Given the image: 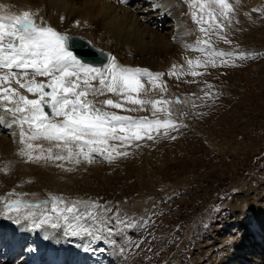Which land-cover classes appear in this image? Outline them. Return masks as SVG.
<instances>
[{"label":"rangeland","instance_id":"rangeland-1","mask_svg":"<svg viewBox=\"0 0 264 264\" xmlns=\"http://www.w3.org/2000/svg\"><path fill=\"white\" fill-rule=\"evenodd\" d=\"M228 2L233 8L229 13L231 24L224 22L225 30L220 35H226L230 43L219 38L216 34L218 29L207 37L200 33V26L193 22L191 15L196 10L192 6L194 0L184 2L186 6L182 0H179L177 9L188 37L185 47L187 58H183L185 62L208 59L207 51L197 50V41L201 39L210 40L211 46L216 51L231 54L223 58L216 57L215 66L201 64L193 69L196 72L202 71L208 77L213 89L212 97L220 101V107L214 110L208 103L202 108L204 97L202 102L195 103L197 92L205 95L210 86L209 80L195 85L188 64L187 69L176 71L177 66L171 62L169 68L158 71L164 73L162 80L166 91L162 92L159 87L152 90L150 85L142 81L149 91L147 96L142 95L141 98L173 102L157 107L171 111V118L178 125L177 130L166 132L161 128L158 132L152 133L154 139L145 137L134 141L130 146L120 147L119 151H126L128 154L116 156L111 162L95 155L90 163L83 156L79 158L78 164H72L71 162L74 161L67 160L50 163L51 168L61 170L59 171L61 176H67L63 181L64 184L68 180H75L77 184L73 187L68 184L70 188L66 186L55 194L51 190L45 191L46 196L43 199L35 198L36 208L46 206L37 213L38 217L41 215L39 220L47 216L50 210L48 206L51 207L50 199L59 197L69 206L75 203L81 213L85 211V205L88 206V211H93L91 208L93 203L99 205V209L95 211L99 220L103 222L102 226L108 225L115 229L116 237L114 234L108 235L106 231L100 233L97 227H93L91 229L93 235L101 236V244L96 247L92 243L95 238L93 235L83 236L88 237L90 243H87L90 254L86 256L85 264L97 263V257L91 252L104 249L102 243L108 246L113 244L116 257L125 264H198L202 261L218 264L223 259V249L229 245V241L231 243L228 237L237 238V235L232 234V230L237 231L236 224H231L236 215L234 200H237L238 196L256 197L257 194H262L264 205V0H228ZM218 19L222 20L221 17ZM204 26L208 27L207 24ZM54 29L62 34L78 35L70 27L55 24ZM163 29L164 25L160 31L162 32ZM168 29L167 34H170L172 29ZM79 36L97 46L81 32ZM111 53L118 62L117 55L113 51ZM240 53L248 55L241 59L237 55ZM222 59L227 63H221ZM173 66H175V74L169 75L173 71ZM136 68L154 72L148 65L144 67L137 64ZM37 80L47 81V78L37 77ZM157 83L161 82L157 81ZM171 86L178 89L175 93L177 91L176 94L180 95L179 99H176ZM24 94L28 95L29 99L37 98L30 93L26 94L25 91ZM105 98L107 97H96L97 106L102 107L100 101ZM111 98L115 99V97ZM187 104L199 113L188 110ZM126 107L139 106L126 105ZM145 108L147 110L133 112L123 109L109 110L135 118L147 117L150 120L168 118L164 110L153 116L151 106L146 105ZM0 114L11 115L4 109H0ZM16 132L19 135V131ZM110 143L118 144L115 141ZM15 146H21L19 141ZM113 154L115 156V153ZM15 159L22 161V165L25 161L35 166L48 165L43 162H41L43 164L30 162L19 154ZM40 170L43 171L44 168ZM9 175L11 174L9 173L7 177ZM63 182L60 185H64ZM79 183L81 184L77 186ZM34 184L36 182H27L30 187ZM6 196L11 202L22 201V205L26 204L21 199L17 200L16 193L10 191ZM105 208L110 209L107 214L104 212ZM22 209L21 207L18 212L11 213L19 215ZM117 217L123 222L118 223ZM51 222L59 226L52 228L49 223L51 229L56 231L55 234L65 228L69 231L71 228L73 230V227L81 225L79 223L85 225L84 221L72 219L69 226H65L62 224L66 222L56 217H53ZM6 223L16 224L14 220H6ZM86 223L91 224V220ZM39 229L30 227L29 232ZM69 231L65 233L64 247H80L81 236L77 235V238ZM110 236L112 242L108 239ZM68 242L69 246H67ZM29 245L30 242L21 250H29L25 248ZM5 246L6 244L0 246V259H3L6 253ZM23 256L22 252L17 253L15 258L11 259L12 263L20 262ZM71 263L75 262L69 260L62 262V264Z\"/></svg>","mask_w":264,"mask_h":264},{"label":"snow or ice","instance_id":"snow-or-ice-1","mask_svg":"<svg viewBox=\"0 0 264 264\" xmlns=\"http://www.w3.org/2000/svg\"><path fill=\"white\" fill-rule=\"evenodd\" d=\"M192 6L196 8L191 14L192 20L200 26L199 31L204 37L218 29L216 34L219 38L230 43L226 35H220L225 30L224 22L231 24L229 13L233 8L228 0H194ZM0 9L3 10V14H0V104L5 105L6 113L11 114L12 124L20 128V156L36 163L67 160L78 164L81 156L90 163L95 155H99L111 162L116 156L128 154L119 151L120 147L130 146L145 137L154 139L152 133L161 128L166 132L178 129L171 118V111L157 107L173 102L141 98L149 91L145 82L152 90L159 87L162 92L166 91L162 80L164 73L122 66L115 56L103 52L100 53L103 59L98 64L90 63L70 49L68 35L43 21L37 22L29 11L16 15L7 12L3 6ZM197 45V50L207 51L209 55L204 61H187L193 77L200 75L193 70L195 67L201 64L215 66L216 57L231 55L216 51L208 39L198 40ZM237 55L242 59L248 54ZM221 63L226 64L227 61L222 59ZM173 74L175 66L169 73ZM37 77H46L47 81H38ZM14 84L18 87H13ZM21 90L37 98L29 99ZM100 96L108 97L100 101L102 107L97 106L95 100ZM146 105L151 106L153 116L164 110L168 118H135L109 110L133 112L147 110ZM46 108L50 109V113ZM36 141L47 142L48 146L45 148L43 143ZM113 141L118 144L110 143ZM22 203H7V212H18ZM50 204L47 216L34 222V228L38 229L56 217L62 218L65 226H69L72 219L85 222L79 231L76 230L78 225L73 227L72 235L91 236L93 227H97L100 233L106 231L108 235L115 232L111 226H102L103 222L95 211L100 206L95 203L91 205L93 211H88L85 205L83 213L75 203L69 206L59 197H52ZM109 211L104 209L105 214ZM88 220H91V224L86 223ZM117 222L123 221L117 217ZM51 226L57 225L51 223ZM96 238L100 239L101 236L97 235Z\"/></svg>","mask_w":264,"mask_h":264},{"label":"bare ground","instance_id":"bare-ground-1","mask_svg":"<svg viewBox=\"0 0 264 264\" xmlns=\"http://www.w3.org/2000/svg\"><path fill=\"white\" fill-rule=\"evenodd\" d=\"M179 4V0H0V6H3V9L9 13L19 15L24 11H29L37 22L43 21L44 24L53 26V28L55 24L70 27L75 34L79 35L81 32L82 35L94 41L97 46L113 51L118 57V64L131 68H136L137 64L144 67L148 65L154 70V73L159 70L163 71V68H169L171 62L182 64L185 62L183 58H187L185 47L188 37L184 23L177 12ZM0 14H3L2 9H0ZM167 24L170 26L166 27ZM163 25L164 29L161 32L160 28ZM168 28L172 29L170 34H167ZM13 87L18 86L14 84ZM21 92L24 94L23 90ZM26 94L28 93L26 92ZM7 107H11V105ZM4 108L5 105L0 104V109ZM16 131H20V128L18 125L12 124V116L0 114V246L6 244L4 250L6 253L4 258L0 259V264H13L11 259H14L15 255L20 252L24 254L23 259L14 264H62L68 260L75 262L71 264H85L86 256L90 254L87 250L90 243H88V237H83L85 235L81 234L79 237L81 238L79 239L80 247L70 248L63 245L66 239L65 233L69 231L67 228L59 230L55 234L56 231L54 232L48 223L35 231L36 234L29 232V228L33 227L34 222L41 218V215L38 217L37 213L46 207L44 205L36 208L34 199H43L46 196L45 191L51 190L55 194L56 191H62V188L68 184L73 187L77 183L74 182L75 180H68L64 184L63 181L67 176H61L59 173L61 170L57 171L49 166L54 161H48L47 166L30 165L26 161L22 165V161L15 159L21 149V146H15L20 141ZM14 140L15 142H13ZM35 143H43L47 147V144L42 141ZM43 168V171L40 170ZM9 173L11 175L7 177ZM29 181L36 182V184L30 187L29 184L27 185ZM61 182L64 185H60ZM16 186L18 187L15 188ZM10 191L18 195L17 200L21 199L26 203L20 205V208L23 209L19 215L6 211V204L11 203L6 194ZM69 193L71 194V192ZM250 193L252 192L250 191ZM261 195L257 194L256 197L238 196L237 200H234L233 206L236 209V211L234 210L236 215L231 224H236L237 231L232 230V234L237 235V238L228 237L231 239V243L229 241V245L223 249V259L218 264H264V205ZM22 197L25 198L22 199ZM231 200H233L232 197ZM6 220H14L16 224H8ZM79 224L81 225L76 227L77 231L85 226L82 223ZM57 227L59 228V226ZM70 227L73 226L70 225ZM71 229L70 233L73 231ZM228 232L231 233V231ZM74 236L77 237V235ZM93 236L95 238L92 243L96 247L101 242L95 235ZM104 236L106 237L105 234ZM114 236L116 237V234ZM108 239L113 240L111 236ZM29 242L30 245L25 247L29 250H21ZM67 246H69V242ZM102 246L105 248L91 252L97 257L95 264H108L109 262L125 264L116 257L113 244L108 246L102 243ZM31 261L32 263H28ZM198 264H216V262L202 261Z\"/></svg>","mask_w":264,"mask_h":264},{"label":"water","instance_id":"water-1","mask_svg":"<svg viewBox=\"0 0 264 264\" xmlns=\"http://www.w3.org/2000/svg\"><path fill=\"white\" fill-rule=\"evenodd\" d=\"M89 45L90 43L87 41L78 42L77 38L69 39L70 49H73L82 59L87 60L90 63L97 64L100 62V59L98 58L100 57V52L95 48L93 49ZM46 111L49 112V109L46 108Z\"/></svg>","mask_w":264,"mask_h":264}]
</instances>
